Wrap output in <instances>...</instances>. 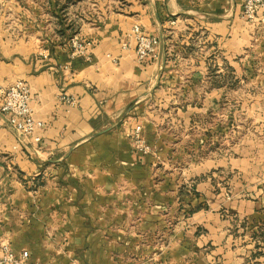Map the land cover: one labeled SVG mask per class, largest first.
<instances>
[{
  "label": "crops",
  "instance_id": "0c3cea01",
  "mask_svg": "<svg viewBox=\"0 0 264 264\" xmlns=\"http://www.w3.org/2000/svg\"><path fill=\"white\" fill-rule=\"evenodd\" d=\"M120 1L78 30L57 14L52 24L38 16L36 25L0 27V85L28 82L31 108L44 122L37 143L0 112V253L27 251L39 264L134 262L142 239L152 238L151 221L141 220L152 212V153L136 151V126L151 149L152 142L170 148L171 158L178 144L217 148L215 106L227 84L230 94L244 81L250 99L264 101L263 13L246 20L244 0ZM136 24L159 38L143 62L135 55ZM74 35L92 42L88 56L73 53ZM254 117L252 131L264 133V110ZM253 163L241 168L236 157L217 155L190 174L200 180L197 204L181 239L206 264H264V158L260 170ZM224 165L237 178L235 192L204 178Z\"/></svg>",
  "mask_w": 264,
  "mask_h": 264
},
{
  "label": "rangeland",
  "instance_id": "374dc122",
  "mask_svg": "<svg viewBox=\"0 0 264 264\" xmlns=\"http://www.w3.org/2000/svg\"><path fill=\"white\" fill-rule=\"evenodd\" d=\"M121 4L123 2L120 0H0V27L4 25L7 28L19 27V21L27 19L31 24H35L34 20L38 16L48 19L47 23L52 24L51 19L57 14L59 21L63 23L70 21L72 30H78L82 22L98 20V16L102 15V12L115 10ZM67 25L69 28V24ZM229 87L227 84L224 89L222 88L220 101L215 106L220 111V116L215 117V125H218L220 129L219 136L216 137L217 148H205L197 151L189 147V144L184 143V146L178 144V147H175V152L172 150L173 154H170V158L168 157L170 148H158L155 147L157 146L155 142H152L150 150L152 153V212L151 214H141L142 221H151L152 238L149 241L142 239L139 256L135 257L134 262L131 258L127 260L129 257H125L124 262H117V264L207 263L201 253L196 252L194 247L190 248L189 245H184L181 239V231L185 229L183 222L186 221V218H189L188 221H190L191 210L197 204L194 197L197 192L193 186H197L200 180H197L198 177L191 179L190 174L196 172L193 169L197 162L214 159L217 155L221 160L236 157V165L241 168L245 167L246 159L253 158V167L259 170L261 169L260 162L264 158V152L261 153V150L264 149L261 148L264 146V133L253 132L250 127L255 120H258L254 117L256 111L264 110V101L260 103V101L250 99L251 86L246 85L244 81L232 85L230 94ZM252 92L260 93L256 88ZM205 122L211 124V118H206ZM163 134L164 132L156 134L158 141L162 142L165 136ZM198 135L194 134L190 138H197ZM167 138L173 141L175 137ZM177 158H181V163ZM186 158L189 160L188 162L185 161ZM255 161L259 165L255 166ZM192 162H194L193 165ZM222 168L220 170L222 173L216 172L214 177L210 173H206L204 178L211 176L215 181L216 189L220 187L225 189L224 191L235 192L234 183L237 178H232L234 174L231 176L228 174V165H224ZM241 180L244 184V178ZM210 199V197H206L202 200V207H206L207 200ZM107 263L112 264L111 262Z\"/></svg>",
  "mask_w": 264,
  "mask_h": 264
},
{
  "label": "built area",
  "instance_id": "2783aa9c",
  "mask_svg": "<svg viewBox=\"0 0 264 264\" xmlns=\"http://www.w3.org/2000/svg\"><path fill=\"white\" fill-rule=\"evenodd\" d=\"M260 13L264 14V0H244L243 16L246 20L255 22ZM132 36L135 42V55L139 62L149 60L155 55L159 46L157 36L144 31L138 24L133 26ZM91 45L92 42L89 40L81 42L77 35L71 38L73 53L88 56ZM61 99L68 104L75 103L74 98L66 94L61 95ZM31 101L32 89L28 82L19 80L9 85H0V112L6 116L8 122L19 134L39 143L41 135L38 132L42 129L44 122L35 117ZM132 140L136 151L142 154L150 153L151 147L142 136L141 126H136L134 129ZM28 258L27 251L16 256L13 251L4 247L0 253V264H37L30 262Z\"/></svg>",
  "mask_w": 264,
  "mask_h": 264
},
{
  "label": "trees",
  "instance_id": "16d2710c",
  "mask_svg": "<svg viewBox=\"0 0 264 264\" xmlns=\"http://www.w3.org/2000/svg\"><path fill=\"white\" fill-rule=\"evenodd\" d=\"M197 208V207H196ZM194 209L191 210V212L193 211Z\"/></svg>",
  "mask_w": 264,
  "mask_h": 264
}]
</instances>
